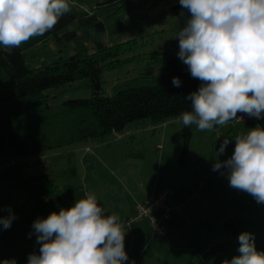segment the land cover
Returning a JSON list of instances; mask_svg holds the SVG:
<instances>
[{"label": "rangeland", "instance_id": "rangeland-1", "mask_svg": "<svg viewBox=\"0 0 264 264\" xmlns=\"http://www.w3.org/2000/svg\"><path fill=\"white\" fill-rule=\"evenodd\" d=\"M103 3L104 0H69L76 20L61 34L75 32L76 38L70 42L51 38L46 43L41 42L40 36L30 38L20 45L26 66L39 68L60 57L92 54L96 52L97 42L115 46L137 40L141 46L135 55L141 54L142 57L105 71L103 90L106 96H113L130 88L154 86L164 69L152 63V56L159 53L178 58L179 41L176 37L186 22L178 20L172 9L179 0H137L123 9L118 2ZM91 14H96V22L102 23L104 30L100 31L97 23L81 24L80 19ZM0 47L8 52L11 50L3 45ZM5 80V74L1 73L0 82ZM91 96L88 82L78 81L71 86L50 89L27 102L0 106V119L25 108L46 112L50 106L56 110L67 101ZM164 124L155 125L150 120L136 122L124 132L111 134L100 141L80 142L36 156L13 157L11 160L16 166H11V160L5 164L0 161L3 167L0 170V207L4 198L7 206L3 214L8 215L10 207L16 216L9 229L0 231V262L14 258L16 264H27L28 255L39 251L35 235H29L33 231V221L46 218L52 212L58 213L61 208L70 209L77 200L85 198L87 192L97 196L105 215L120 217L126 232L125 246H128L131 234L136 233L137 224L149 223L151 228L149 219L126 226V220L137 215V210H133L134 202L144 203L168 192L169 219L164 220L160 211L154 213L165 227L166 235L159 239L151 228L145 239L155 242L156 247L177 264H182L179 260L181 255L185 256L187 246L195 243L199 249L210 242L226 239L222 223L239 215L234 198L250 201L256 208L264 206L250 194L231 188L226 172L213 171L212 168L215 151L219 150L225 137H232L233 127L240 134L255 128V123L231 121L215 125L210 131H196L190 126L194 135L186 166L179 164L182 121L171 120ZM259 126L264 128V123ZM234 148L235 140L230 139L219 159H228ZM5 156L2 154L0 158ZM30 159H36V162L31 165L28 163ZM40 175H46L59 191L49 195L44 184L20 183L21 179ZM33 198L35 201L31 202ZM193 251L182 259L183 264ZM138 253L137 247L131 249L128 264L132 260L141 264Z\"/></svg>", "mask_w": 264, "mask_h": 264}, {"label": "clouds", "instance_id": "clouds-1", "mask_svg": "<svg viewBox=\"0 0 264 264\" xmlns=\"http://www.w3.org/2000/svg\"><path fill=\"white\" fill-rule=\"evenodd\" d=\"M179 4L190 16L178 31L177 55L201 84L185 97L191 110L180 113L178 121L210 131L215 125L241 121L237 113L264 119V0H179ZM70 10L69 0H0V45L18 48L43 36ZM172 84L180 87V78L173 77ZM230 139L235 140L234 151L221 161ZM213 160V171L226 172L231 188L264 204V128L225 137ZM4 211L0 207V213ZM7 211V216L0 214V230L9 229L16 219L10 207ZM32 230L29 235H35L39 251L28 255L27 264L129 262L120 217L105 215L92 192L70 209L37 218ZM238 240L239 255L221 264H264V251L256 248L254 234L242 232ZM0 264L16 261L5 259Z\"/></svg>", "mask_w": 264, "mask_h": 264}, {"label": "trees", "instance_id": "trees-1", "mask_svg": "<svg viewBox=\"0 0 264 264\" xmlns=\"http://www.w3.org/2000/svg\"><path fill=\"white\" fill-rule=\"evenodd\" d=\"M137 0H104L102 5L119 3L123 9ZM71 8V7H70ZM178 20L186 21L190 13L180 4L173 6ZM181 12L184 15H181ZM76 20L71 9L56 24L54 29L40 36L46 43L51 38L70 42L77 36L75 32L61 34ZM96 14L80 19L82 25L97 23ZM97 28L104 30L102 23ZM137 40H131L115 46L96 43V52L77 53L68 58H58L51 63H44L39 68H29L25 64L22 48L5 51L0 47V74L6 80L0 82V106L12 102H27L31 97L39 96L50 89L71 86L86 80L92 92L88 99L70 100L59 109L47 106L46 112H35L25 108L13 115L0 119V155L13 154L14 157L36 156L45 151H53L86 141H100L111 134H119L133 123L150 120L153 124H164L178 120L180 113L191 110V101L185 97L197 91L201 81L191 77L187 65L169 54H155L150 60L160 65L164 73L156 78L154 86L130 88L113 96H106L103 90V74L133 59L140 49ZM179 77L181 86L175 87L172 78ZM252 123V122H243ZM232 138L237 135L233 128ZM182 150L179 164H188V155L193 138L190 126H183L179 132ZM21 184H44L47 194L59 191V188L46 175L33 176L20 181ZM35 201V198L31 202ZM239 215L227 218L222 223L226 239L222 242H210L192 252L185 264H221L239 255L238 236L250 232L255 236L256 248L264 251V206L256 208L250 201L234 198ZM2 208L7 206L1 200ZM7 216L3 213H0ZM21 223V222H20ZM2 231V230H0ZM164 264H171L166 261Z\"/></svg>", "mask_w": 264, "mask_h": 264}, {"label": "crops", "instance_id": "crops-1", "mask_svg": "<svg viewBox=\"0 0 264 264\" xmlns=\"http://www.w3.org/2000/svg\"><path fill=\"white\" fill-rule=\"evenodd\" d=\"M252 123H255V127H257V126L262 125L264 123V119H263V122H252ZM194 126L195 125L191 126L192 129H195L197 131V127H194ZM233 128L235 129L237 134H239L238 131L236 130V127H233ZM5 155H6L5 157L0 158V161H2L4 164L6 163V161L11 160L14 157L13 154H10V153H7ZM11 162H13V161L11 160ZM31 177H33V176H31ZM28 178H30V176ZM28 178H26V179H28ZM140 203L141 202H134L133 210L135 209L134 210L135 212H136L137 207ZM130 218H132V217H130ZM150 229L151 228H150L149 223H148V225L142 224V226L140 224L139 225L137 224L136 233L131 234L132 237H131V239L129 238L130 242L127 243L128 246H125L126 247L125 248L126 253L129 254L131 249H134L135 247H137V249L139 250L138 258H139V261L141 262V264H164L166 261L170 262L171 264H177L175 261H172L171 258H168L167 255H164L162 249L161 248L158 249L155 245V242L151 241V239L149 241H146L145 236H147V234L150 233V231H148ZM147 231H148V233H147ZM137 240L140 241L139 244H137V242H138ZM128 249H129V253H128ZM193 249L194 250L196 249L195 243L193 245L187 246L186 254H185V256H184V254L181 255V260H179V263L183 264L184 260L182 261V259H184V257H187L189 255L190 251H192Z\"/></svg>", "mask_w": 264, "mask_h": 264}, {"label": "built area", "instance_id": "built-area-1", "mask_svg": "<svg viewBox=\"0 0 264 264\" xmlns=\"http://www.w3.org/2000/svg\"><path fill=\"white\" fill-rule=\"evenodd\" d=\"M238 116H242L243 119L237 122H263V119H256L255 117H249L246 114L237 113ZM164 127L166 124L163 125ZM36 159L28 160L29 164H34ZM11 166H16L14 162L11 163ZM2 166L0 165V170H2ZM169 196L168 192H164L155 198H150L144 203H140L137 207V215L126 220V226H130L136 222H142L144 219H149L151 223V228L154 235L162 239L166 235L165 227L157 220L154 213L160 211L162 212V216L164 220L169 219L170 209L167 207V198Z\"/></svg>", "mask_w": 264, "mask_h": 264}]
</instances>
